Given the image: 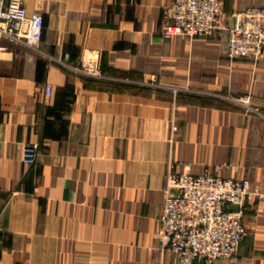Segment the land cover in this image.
I'll return each mask as SVG.
<instances>
[{
    "label": "crops",
    "instance_id": "0c3cea01",
    "mask_svg": "<svg viewBox=\"0 0 264 264\" xmlns=\"http://www.w3.org/2000/svg\"><path fill=\"white\" fill-rule=\"evenodd\" d=\"M223 1V26L191 38L163 33L173 0H25L45 29L40 51L0 38V264H176L157 237L168 172L220 164L260 194L238 257L213 264H264V57L225 53L236 12L264 0ZM86 48L111 79L57 61Z\"/></svg>",
    "mask_w": 264,
    "mask_h": 264
},
{
    "label": "built area",
    "instance_id": "2783aa9c",
    "mask_svg": "<svg viewBox=\"0 0 264 264\" xmlns=\"http://www.w3.org/2000/svg\"><path fill=\"white\" fill-rule=\"evenodd\" d=\"M223 17L222 0H173L165 9L163 33L210 35L223 26ZM44 29L43 14H28L25 0H9L0 6V38L40 51ZM227 54L231 58H259L264 54V7L249 6L236 12L234 23L228 27ZM57 61L83 77L111 79L100 65L97 50L86 48L78 65L61 58ZM155 82L154 79L148 83ZM52 91L48 83L46 93ZM228 97L258 109L244 98ZM38 154L39 144L28 142L23 147L22 159L31 165ZM222 169L220 164L207 167L200 174L173 167L168 172L157 237L164 249L174 252L176 264H193L195 259L213 264L218 259H236L239 255L241 241L248 234L244 222L246 202L260 192L252 189L249 179L224 176Z\"/></svg>",
    "mask_w": 264,
    "mask_h": 264
},
{
    "label": "rangeland",
    "instance_id": "374dc122",
    "mask_svg": "<svg viewBox=\"0 0 264 264\" xmlns=\"http://www.w3.org/2000/svg\"><path fill=\"white\" fill-rule=\"evenodd\" d=\"M222 2L224 3V1L222 0ZM249 6H259V7H264V5H262V4H249V5H247V6H245L243 9H245V8H247V7H249ZM243 9H241V10H243ZM215 33V32H214ZM213 33V34H214ZM165 35V34H164ZM180 35H187V34H180ZM210 35H212V34H210ZM165 36H167V35H165ZM173 36H178V35H173ZM187 36H190V35H187ZM203 36H209V35H203ZM191 38H194V37H198V36H190ZM225 53H226V56L228 57V58H231L228 54H227V48H226V50H225ZM261 57H264V54L261 56ZM261 57H259V58H261ZM235 58H238V57H235ZM156 83V82H155ZM240 98H244V100H247L248 102H250V104L253 106V107H255V108H257L258 106L253 102V100L250 98V97H246V96H241ZM249 98V99H248ZM236 104H238V105H240V106H242L243 108H245V109H247V110H249V111H255V110H257V109H251L250 107H248V105L247 104H243V103H240V102H238V101H234Z\"/></svg>",
    "mask_w": 264,
    "mask_h": 264
},
{
    "label": "water",
    "instance_id": "95a60500",
    "mask_svg": "<svg viewBox=\"0 0 264 264\" xmlns=\"http://www.w3.org/2000/svg\"><path fill=\"white\" fill-rule=\"evenodd\" d=\"M232 208H233V209L237 208V205H232Z\"/></svg>",
    "mask_w": 264,
    "mask_h": 264
}]
</instances>
